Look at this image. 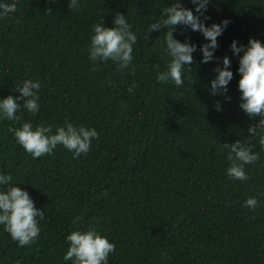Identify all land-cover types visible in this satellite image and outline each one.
Here are the masks:
<instances>
[{
    "label": "trees",
    "instance_id": "16d2710c",
    "mask_svg": "<svg viewBox=\"0 0 264 264\" xmlns=\"http://www.w3.org/2000/svg\"><path fill=\"white\" fill-rule=\"evenodd\" d=\"M172 2L16 0L15 10L0 15V96L18 95L22 79L39 80L40 108L19 109L21 120L53 131L70 121L99 133L78 158L57 145L33 159L9 131L19 122L0 118V173L11 174L44 212L38 238L23 247L0 226V264H71L63 260L65 235L90 224L115 243L108 264H264V147L247 131L259 117L239 107V56L230 48L233 39L264 42V0H209L201 19L230 22L207 63L200 62L202 33L173 26L176 38L196 45L180 86L155 79L169 59L166 28L149 29ZM116 12L137 35L123 70L88 55L92 25L112 27ZM224 55L233 77L227 93L213 96L209 81ZM237 139L259 153L244 165V181L226 173L225 144ZM249 196L258 200L254 210L244 205Z\"/></svg>",
    "mask_w": 264,
    "mask_h": 264
},
{
    "label": "clouds",
    "instance_id": "9594fccd",
    "mask_svg": "<svg viewBox=\"0 0 264 264\" xmlns=\"http://www.w3.org/2000/svg\"><path fill=\"white\" fill-rule=\"evenodd\" d=\"M208 3L209 0H192L193 7L189 8L183 6L182 0H174L163 7L157 19L150 23V30L159 31L162 26L166 28L162 48L169 59L166 70L157 72V81H172L176 86L182 85L185 81V66H191L193 61L192 53L196 45L187 39L181 41L176 38L173 35L175 25L189 26L193 31L202 33L205 42L200 45V62L207 63L213 59L214 50L218 46L217 37L223 33L230 21L223 18L220 22L206 24L201 15L206 11ZM68 6H78L77 0H70ZM16 7V0H0V15L10 13ZM91 33L88 55L93 63L112 60L121 70L129 65L133 59L132 51L137 35L123 13H115L112 27L106 26L103 21L94 23ZM230 48L234 55L239 56L236 69L239 73V107L248 117H259L254 125H249L247 131L251 134L250 137L258 136L259 144L264 147V42L249 37L245 45L233 39ZM230 64V57L224 55L222 64L214 68L215 75L209 81L211 95L227 93V86L233 77ZM40 87L39 80L25 78L15 85L18 95L0 96V118L19 122L18 127L9 128L16 143L30 153L33 159L51 154L57 145L68 149L73 158L86 154L91 141L99 135L94 127L65 121L63 125H56L53 131L52 124L41 122L33 126L31 120H21L18 115L21 108L33 114L38 112L40 104L37 90ZM129 91H132L131 87ZM214 106L218 111L221 110L219 100L214 101ZM225 147L229 149L227 176L240 181L247 180L244 165L258 160L259 153L253 151L250 144L239 139L226 143ZM18 184L13 183L11 174L0 173V226L18 246L23 247L38 238L41 231L38 220L43 219L44 212L34 205L29 192ZM4 185H7V190L2 187ZM244 205L254 210L258 200L255 196H249L244 200ZM79 219V216L74 217L73 223H77ZM65 240L68 247L63 254V260H70L71 264H108L109 254L115 251V243L91 224L84 229L71 230L65 235Z\"/></svg>",
    "mask_w": 264,
    "mask_h": 264
}]
</instances>
